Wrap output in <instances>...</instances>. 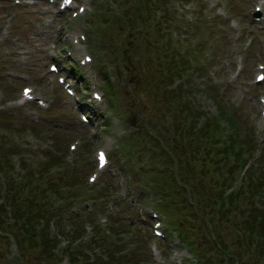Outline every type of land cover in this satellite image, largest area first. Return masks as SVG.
Wrapping results in <instances>:
<instances>
[{
	"label": "rangeland",
	"instance_id": "obj_1",
	"mask_svg": "<svg viewBox=\"0 0 264 264\" xmlns=\"http://www.w3.org/2000/svg\"><path fill=\"white\" fill-rule=\"evenodd\" d=\"M149 1L156 3L155 8L151 9L146 0H76V4L90 2L89 8L86 5L81 15H78L76 19L68 20V13L65 15L57 11L58 3L53 5L37 1L26 7L21 3L15 5L13 0H0V17L11 14V17L15 19L11 25V35H17L9 36L3 47H10L9 50L5 48L3 51L9 57L2 55L0 46V116H3L6 122L4 125L12 129L6 130L5 127V129L0 127L2 134H7L9 131L8 135L0 138V153L6 150L9 144L16 148L12 153L8 152L9 155L3 152L6 156L5 160H9L10 164L0 165V189L5 199L7 188L20 187V181H24L21 176L22 169H33L31 162H35L42 155L51 153L59 157V165L56 164L57 167L54 168L52 176L49 174L27 181L23 185V188L27 190L20 196L25 199L26 195L34 197V190L41 192L45 196L43 202H50V209L45 208L43 211V214H46L45 221L52 215L55 216L53 219L63 216L67 217L66 220L70 223L75 221V225L78 226L82 222L79 219L83 216L84 220L92 219L98 224V221L101 223L100 219H103L101 215L104 213L109 217L105 225H108L114 217L118 218L116 222L129 225L135 217V224L140 225L138 240L139 236L150 235L147 234L150 224L145 219L137 218L135 210L138 207L141 208L143 204L151 206L161 202L160 196L155 193V185L151 186L148 183L149 173L146 169L151 164L149 157L157 151L151 146L154 138L150 135L160 134L163 139L169 138L171 119L179 118L178 123L186 119L185 124H193L194 127L195 123L199 127L201 122H213L215 119L212 118L218 112L215 103L218 102L235 113L237 122L233 128L226 117L224 118L230 127L225 120L220 123L216 118L223 127H220L218 135L214 137L215 140L220 139L224 142L223 137L228 139V136L233 133L238 136V140H241L247 132H253V134L255 132L258 142L262 143L259 147H264V120L259 116L260 106L257 101L258 96L264 93V82L259 85L253 82V76L257 71L256 66L264 65V0ZM92 2L94 6L91 13L85 15V24L78 23V18L90 10ZM256 6L261 13L257 18L253 16ZM125 12L126 17H124ZM115 16H119V19ZM3 23L0 20V24ZM113 23L115 27L111 32L108 27ZM0 28L6 29V26ZM87 30L92 37L89 35L87 38ZM124 31L129 34L122 39ZM78 32H82L80 35L86 36L87 39L82 42L80 48L85 50L86 54L90 51L94 61L80 69L75 66L81 75L76 82L78 85L82 83L81 91L85 93L93 90L100 92L101 89L104 101L103 106L91 104L92 108L88 110V113L92 120L88 125L77 120L74 110L77 103L68 98L62 91V87L55 82V76L48 74L46 68L50 62L54 61L62 68L69 69V62L77 61L76 58L79 56L67 57L66 53L74 49L70 37ZM143 43L150 48L147 55L141 52ZM52 44H56L59 48L57 54L49 50ZM17 49L28 51L26 56L19 54L21 64L17 61ZM100 49L103 50L100 51ZM10 52H14L13 57L10 56ZM160 56H163L162 60ZM197 58L205 69L190 73L191 65L197 67L192 63V60ZM171 60L175 61L172 64L175 70L172 76H175L176 80L169 85H172L171 89H176L167 91L164 87L167 84L165 81L171 78L168 73ZM11 71L31 75L30 83L51 103L47 111L38 110V114L31 112V117H26L23 112L25 108H17L10 104V100L16 96L19 87L25 84L24 79L8 73H12ZM63 74L72 78L75 73L72 70H63ZM91 78H93L92 81ZM209 87L212 88L211 91L208 90ZM178 88L180 90H177ZM182 99H185V102L189 99L191 105H188V108L182 106L175 108L174 105H170ZM185 109L194 112V116L184 113ZM107 111L115 116L111 118L105 115L107 120L99 121V113L106 114ZM118 112L126 115H116ZM32 117L34 120L31 119ZM113 131L119 134L125 131L128 134L126 141L129 146L125 155H123L121 140L118 141V146L122 155L119 154L115 140L120 139L121 136ZM27 133L33 135L23 136ZM107 136L115 138V140H109L113 154L110 153L111 149L106 147L109 139ZM73 142L78 143V148L70 153L68 145ZM133 142L135 146L130 150ZM173 142L175 139L170 141V143ZM55 146L58 149H53ZM97 148L107 150L110 162L104 171L99 172L97 180L90 183L87 175L93 170L94 151ZM258 150L259 148L256 153ZM137 156L138 160L135 159ZM28 159L31 160L28 161ZM64 159L68 166L62 163ZM161 159L157 158L156 167H163L160 163ZM17 163L18 170L15 169ZM219 166L222 167V165ZM227 167L224 178L229 176ZM255 167L264 172V163L259 162L257 154L256 157L252 154V158L247 162L246 170L239 175L247 178L246 174ZM126 170L131 175H128ZM63 173L71 177L79 176L77 184L85 193L81 194L76 202H72L67 192L61 190L59 194V186L54 190L49 186ZM232 176L235 177L234 174ZM11 180H13L12 184ZM119 181L124 184L120 185ZM120 188L125 189L126 192L129 190L125 200H122L123 196L118 194ZM162 188L169 191L174 189V187L164 186ZM99 193H103V196L104 193L107 195L102 202L97 201ZM205 193L208 194L209 191L205 190ZM144 194L146 202L143 201ZM226 194L227 192L224 196ZM169 196L172 201H181L187 197L185 194L175 192L170 193ZM61 197L66 201H60ZM95 198L96 202L93 201ZM7 201L3 203L1 199L0 205L3 208L8 206ZM190 203L194 205V202L187 200L184 206L182 205L184 209L177 212L178 224L170 225L174 229H170L169 225L166 226L169 219L160 210L166 237L157 244L155 256L148 253L152 255V261L155 264L158 260V264H189L186 259L192 258L190 255L192 250L203 246V251L208 252L212 250L211 244H216L209 227L198 220L203 221L204 216L205 219H216V215L221 214L216 213L215 208L205 214L193 213L198 217L197 220L188 209ZM205 204H208L210 210V200L204 198L198 208L201 212ZM60 205L61 209L55 208ZM6 210L11 215L9 208ZM71 211L78 214L79 219H73L74 214ZM235 216L237 217V214L231 213V216L225 219L222 215L218 221V232L227 243H230L235 236L233 226ZM7 217L10 219L11 226L6 227L3 222L2 229L10 231L14 221L11 217ZM38 222L43 221H35L36 231L40 230ZM50 231L53 235L46 233L48 237L56 238L57 246L54 253L56 252L55 258L58 260L59 246L66 245L68 236L72 234V227L67 225V222H62L57 231L54 227ZM86 231L87 234L90 233L89 226H86ZM102 233H104L103 230H100L99 234ZM180 235L182 238L184 235L190 236L194 247H191L184 239H180ZM130 236L132 237L129 231L113 239H124L128 246L129 243H133L129 240ZM3 238H6V234L2 237L0 234V264H45L37 260L39 251L35 250L24 251L22 248L16 257L15 246L11 245L8 248L7 245L6 247ZM33 241L39 240L36 238ZM103 246H106L105 240ZM137 250L140 258L148 259V256H145L146 249L142 245ZM91 251L97 254V251L101 252L102 248L99 250L94 248ZM216 261L221 264L219 258H216ZM55 264H58V261ZM59 264H68L67 259L61 258Z\"/></svg>",
	"mask_w": 264,
	"mask_h": 264
},
{
	"label": "trees",
	"instance_id": "obj_2",
	"mask_svg": "<svg viewBox=\"0 0 264 264\" xmlns=\"http://www.w3.org/2000/svg\"><path fill=\"white\" fill-rule=\"evenodd\" d=\"M146 46H141L144 53H148V50L150 49ZM217 106H219V116L225 121L226 119L224 117H226L231 123L230 126L235 128V124L237 122L235 113L231 110H227L219 103H217ZM214 119L215 120L213 122L205 124L199 133L202 135V138L211 142L213 145L221 144V147L219 148L208 149L214 157L222 156V158L216 160L217 163H221L223 161L224 165L231 163V165L227 167V170L229 171L228 178H226L225 182L220 186L216 183L213 191L214 197H212L213 202L210 204V210L215 208V212L221 214L220 216L216 215V219H210L211 228L215 232L217 239L214 249L217 250L219 248V250L225 253V259H233L235 264H264V172H261L259 170L260 168L258 169L255 167L254 169L251 168V170L246 174L247 178L239 175L253 153L252 141L249 139L248 135H245L243 139L239 141L238 136H235L234 133L233 135H229L227 142H221L218 140L213 141L215 134H217V131L220 130L218 121L216 118ZM226 123L228 124L227 121ZM172 124V129L176 131L179 126L178 119H173ZM189 127L194 129L193 125H190ZM179 142L182 144L181 140H179ZM186 151L189 155L183 157L179 174V182H184L185 179L188 178L194 181L192 184L193 188L196 186L200 187L203 179H205L207 174L210 172V167L207 165L209 164V161L205 160L204 157H196L193 154L194 147H192L191 144L187 145ZM258 157L259 162L264 163V152L260 153V156L258 155ZM197 161H200L202 165H196ZM233 174L235 177L232 176ZM26 175L28 178L29 175ZM58 180L57 184H53L50 187L55 189L57 186L67 182L64 176L58 177ZM170 186H173V184L170 183ZM225 192H227L226 196H224ZM196 196L204 195L202 192H198V194H195L193 197ZM11 204L15 215L14 225H16L18 231H22L21 233L17 232L15 234L16 243L19 249L21 250L23 248L24 251H27L28 249L37 246L40 255H47L48 257H51L53 255L51 246V242L53 240H47L46 236H42L39 240V245H37V243L29 236L28 232L26 230H22V228L25 227V222H28L31 217L40 219V214L34 210L30 213V207H26L25 209L27 211L24 212V208L21 206L22 204L17 201L16 197L11 199ZM231 205H233V207H231ZM188 209L190 212L196 210L194 208ZM29 213L30 216H27ZM231 213H233V215L237 214V217L235 216L233 221L235 236L232 238L230 243H227L220 235L217 228L218 221L222 215L223 218L228 219L229 216H231ZM70 224L74 229L72 230V234L70 236L67 235L70 238L69 244L62 251L64 254H67L72 258L71 263L74 264L76 257L78 255H82L81 248L84 245L83 242H79L75 247L71 246L81 236L80 233L82 232V223L77 226L72 221ZM204 225L206 224L204 223ZM1 231L3 232V230ZM98 241L100 243H98ZM103 241V238L95 234V237L89 242L90 249L92 246L100 247L99 245H102ZM230 245H234V250L231 251L229 248ZM106 250V256L108 257L110 264H123L122 261L115 258V253L113 251L109 249ZM204 252L205 251H203V249L199 250V254L197 255L198 264H206L209 262L208 258H205L202 255ZM82 256L84 259H88L87 256ZM122 257L125 259V262L140 261L136 252Z\"/></svg>",
	"mask_w": 264,
	"mask_h": 264
},
{
	"label": "snow or ice",
	"instance_id": "obj_3",
	"mask_svg": "<svg viewBox=\"0 0 264 264\" xmlns=\"http://www.w3.org/2000/svg\"><path fill=\"white\" fill-rule=\"evenodd\" d=\"M261 79H264V77H261Z\"/></svg>",
	"mask_w": 264,
	"mask_h": 264
},
{
	"label": "bare ground",
	"instance_id": "obj_4",
	"mask_svg": "<svg viewBox=\"0 0 264 264\" xmlns=\"http://www.w3.org/2000/svg\"><path fill=\"white\" fill-rule=\"evenodd\" d=\"M85 7H86V4H85Z\"/></svg>",
	"mask_w": 264,
	"mask_h": 264
}]
</instances>
